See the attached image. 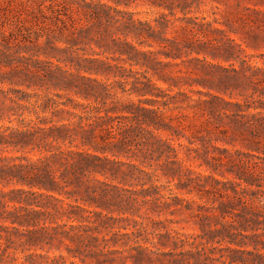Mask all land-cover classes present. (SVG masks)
Here are the masks:
<instances>
[{
	"label": "trees",
	"instance_id": "trees-1",
	"mask_svg": "<svg viewBox=\"0 0 264 264\" xmlns=\"http://www.w3.org/2000/svg\"><path fill=\"white\" fill-rule=\"evenodd\" d=\"M44 1L20 0L25 17L14 13L16 32L0 37V264H77L75 259L102 264L130 250L135 259L150 257L154 250L144 244H155L150 213L164 208L191 211L192 203L197 204L194 215L204 242L200 249L185 251L196 264H204V257L222 264H264V230L246 232L264 227V164L239 159L227 169L234 178L225 180L193 170L179 156L177 145L182 144H174L169 135L177 136L181 121L165 115L168 102L178 96L197 108L222 138L227 131L248 134L251 149L264 153V143L256 140L258 135L264 138V100L232 99L244 98L248 87L251 97L264 95V67L222 68L224 74L217 79L186 80L188 90L203 98L184 90L170 93L176 81L158 70L161 60L126 39L116 48L124 55L120 59L142 70L98 57L62 59L54 47H45L52 43L50 35L39 31L46 23L61 35L70 33L68 39L65 35L68 41L79 28L87 33L90 21L116 22L123 35L155 40L149 20L118 8L129 1L73 0L62 6L57 0ZM158 2L181 11L187 4ZM176 50L167 56H179ZM199 50L191 46L188 53ZM224 121L229 128L220 126ZM251 156L264 160L259 154ZM160 178L173 184L168 195ZM173 189L217 202L205 207L172 194ZM169 236L173 246L193 244L168 232L158 233V242L166 244L161 238Z\"/></svg>",
	"mask_w": 264,
	"mask_h": 264
},
{
	"label": "rangeland",
	"instance_id": "rangeland-1",
	"mask_svg": "<svg viewBox=\"0 0 264 264\" xmlns=\"http://www.w3.org/2000/svg\"><path fill=\"white\" fill-rule=\"evenodd\" d=\"M19 1L0 0V37L1 35H9L10 32H16L12 18L14 13H20L21 18L25 17V13L18 5ZM57 1L61 6L67 2H73V0ZM91 1H103L113 4L111 0ZM127 1H129L128 6L121 4L118 8L133 12V18L149 20L151 26L156 30L155 35H153L155 40H151L146 35H123L118 30L119 25L116 22L106 23L102 21V23L98 24L90 21L91 28L88 29L87 33L82 31L83 28H79L76 34L72 35L73 40L68 41L66 39L70 37V33L65 31L62 36L56 31L54 25L46 23L44 28L39 31L42 35H50L52 43L51 47H45H48L47 49L51 51L52 47H54L55 50L53 51L62 59L77 56L98 57L110 63L124 64L128 68L142 70L140 66L129 65L120 59L121 55L116 48L122 45V40L126 39L140 49L152 50L154 52L153 56L161 60L158 70L164 73L170 82L173 79L176 81V86H172V90H167L168 92L184 90L194 98L198 96L203 98L206 95L188 90L189 86L185 81L190 78L212 77L217 79L224 74L222 68L229 69L233 67L239 69L242 66H248V64L264 67V0H186L187 4H185L184 11L179 10L174 5L168 7L160 4L158 0ZM164 1L167 3L169 1L176 2L177 0ZM75 2H80V0H75ZM44 3H48L47 0ZM111 14H114V12L111 11ZM44 37L40 40L42 44H44ZM147 40L151 41L152 44L148 45ZM99 44L108 45L111 48L104 50V46H98ZM191 46H198L201 50L198 53L194 51L188 53ZM176 49L179 51V56H167V53L174 55L177 51ZM192 56L204 58L211 64L194 60L191 58ZM121 57H124V55ZM224 57L229 58L226 60ZM52 60H55V58H52ZM159 83L163 86L167 85L165 82L159 81ZM191 87L205 90L201 85L192 84ZM212 91L216 92L214 89ZM250 92L251 88L248 87L244 91V98L233 96L232 99L256 100L261 98L264 100V95L257 96V94H254L251 97ZM224 96L228 97L227 95ZM187 102L184 99L180 100L177 96V100L169 101L168 107L165 108L167 109L166 116H178L181 121V125L178 126L179 133L177 136L169 135L172 137L174 144H182L177 145V150L186 165L193 170L225 180L234 178L233 173L227 169L236 167L239 159L258 161L264 164V160L251 156V154L264 156V153L251 149L252 142L248 140L250 137L248 134H245V137H241L232 134L231 131H227L225 133L227 136L222 138L214 125L205 121L204 117L199 112H196L197 108L188 107ZM189 102L196 104L195 100ZM157 105L160 108L163 107L160 103H157ZM165 120H168V118L165 117ZM220 126L229 128V124L225 121L220 123ZM256 140H258V144L264 143L262 135L256 136ZM207 163H214L213 166L216 165L217 168L213 170ZM160 182L164 184L162 191L168 195L170 192L168 188L169 186L173 187V184L171 182L167 183L164 178H160ZM172 192V194H177L179 197L193 198L198 203L202 202L205 207L217 202L215 200L212 203L211 199L206 197L199 199L194 193H185L184 189H173ZM197 211V204L192 203L191 211L181 208L173 209L169 212V210L164 208L161 211L150 213L151 219L148 223L156 227L152 238L155 244L144 243L154 250L148 253L150 257L135 259L132 256L134 251L130 250L128 254L127 251H122L114 254L111 260H106L102 264H196L185 250L194 251L200 249V241L204 242V239L199 236V234H202L198 225L199 219L194 215ZM140 213L142 214V211ZM210 226L214 227L212 221ZM262 230H264V227L259 225L256 226L254 231L247 230L246 232H260ZM164 232H168L171 236L187 239L193 244L185 242L182 245L179 243V246H173L172 239L169 236L167 239L161 238L166 243L162 245L158 242V233ZM140 242L143 243L142 241ZM207 244L218 245L216 242ZM210 247H204V250L208 252ZM247 248L250 249L251 246H247ZM62 251L64 252V249ZM124 255H126L125 258H122ZM75 260L77 264H96L88 259L85 263H81L78 259ZM204 264L222 263L218 260H210L204 257Z\"/></svg>",
	"mask_w": 264,
	"mask_h": 264
}]
</instances>
